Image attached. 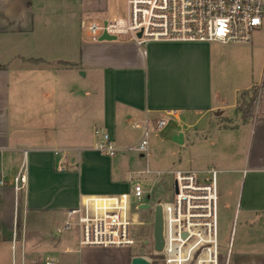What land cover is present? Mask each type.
I'll use <instances>...</instances> for the list:
<instances>
[{"label":"crops","instance_id":"crops-1","mask_svg":"<svg viewBox=\"0 0 264 264\" xmlns=\"http://www.w3.org/2000/svg\"><path fill=\"white\" fill-rule=\"evenodd\" d=\"M97 18H110L108 0H0V264H131L136 254L58 229L84 195L129 193L123 153L95 150L101 133L126 147L169 109L160 140L189 151L179 168H216L237 217L228 264H264V84H233L223 43L93 41Z\"/></svg>","mask_w":264,"mask_h":264},{"label":"built area","instance_id":"built-area-1","mask_svg":"<svg viewBox=\"0 0 264 264\" xmlns=\"http://www.w3.org/2000/svg\"><path fill=\"white\" fill-rule=\"evenodd\" d=\"M262 26L264 0H126L124 17L106 18L101 23L92 20L87 29L93 41L107 33L128 36L139 44L146 40L227 44L252 42L254 32ZM177 112L169 109L155 120L147 119L140 140L126 147L117 146L108 132H102L95 150L112 157L128 151L148 157L150 129H162ZM145 171L153 172L149 167ZM172 173L174 196L162 204L164 244L155 252L157 259L164 264H221L218 170L178 168ZM24 181L25 176L18 174L15 188ZM135 193H142L140 184ZM135 225L130 193L84 195L58 232L78 230L80 246H130L136 243ZM230 252L231 242L224 264H228Z\"/></svg>","mask_w":264,"mask_h":264},{"label":"rangeland","instance_id":"rangeland-1","mask_svg":"<svg viewBox=\"0 0 264 264\" xmlns=\"http://www.w3.org/2000/svg\"><path fill=\"white\" fill-rule=\"evenodd\" d=\"M109 17H124L126 0H108ZM101 23V19L97 18ZM91 22V20L89 21ZM88 22V23H89ZM226 56L224 63L225 76L241 87H248L258 84L255 88L262 90L264 84V26L257 29L253 34V41L250 43H227L220 45ZM254 89H251L244 97L241 104L242 108L252 103ZM173 125L172 120H168L166 125L160 130L150 129L151 150L148 156H142L135 151L123 153L122 171L126 173L129 182L131 196V208L135 217L136 225L132 227L136 243L130 246H111L113 254L120 255L118 248L125 249L130 253L142 255L151 262H155L156 253L154 250L153 238V214L150 208L139 207L148 203L152 206L170 201L174 196V173L172 170L182 167L179 158L185 159L189 156V151L181 148H170L159 138V134ZM158 139H157V137ZM142 156V157H140ZM142 158V159H141ZM147 162L152 170H160L161 173H147ZM196 165V164H195ZM189 167V166H188ZM138 177V178H136ZM140 180L143 186L140 195L135 193V180ZM219 241L223 254L221 264H224V255L227 252L229 243L231 246L232 227L237 223L234 211L226 205L223 195L219 199ZM111 253V255L113 256ZM158 260V259H157ZM160 264V262H159ZM164 264V262H163Z\"/></svg>","mask_w":264,"mask_h":264},{"label":"water","instance_id":"water-1","mask_svg":"<svg viewBox=\"0 0 264 264\" xmlns=\"http://www.w3.org/2000/svg\"><path fill=\"white\" fill-rule=\"evenodd\" d=\"M141 34L139 33L138 36ZM117 37L114 35H109L107 33H103L100 36V40H114ZM173 140L177 143L183 142V134L178 133L173 137ZM140 207L142 208H150L151 205L148 203L142 204ZM154 220H153V238H154V250L155 252H160L163 248L164 244V237H163V210H162V204L158 203L155 204V210H154ZM131 264H152V262L142 256V255H136L132 257Z\"/></svg>","mask_w":264,"mask_h":264},{"label":"trees","instance_id":"trees-1","mask_svg":"<svg viewBox=\"0 0 264 264\" xmlns=\"http://www.w3.org/2000/svg\"><path fill=\"white\" fill-rule=\"evenodd\" d=\"M255 97H256V94H254V96H253V99H255ZM252 99V100H253ZM251 105H252V103L250 104V105H247V107L246 108H244V115L246 116L247 114H249V113H251ZM156 260H155V262H152V264H159V262H160V264H163V262H161V261H159V260H157V258H158V255L156 254Z\"/></svg>","mask_w":264,"mask_h":264},{"label":"flooded vegetation","instance_id":"flooded-vegetation-1","mask_svg":"<svg viewBox=\"0 0 264 264\" xmlns=\"http://www.w3.org/2000/svg\"><path fill=\"white\" fill-rule=\"evenodd\" d=\"M150 209L152 210V214H153V220H154V210H155V205L154 206H152V207H150ZM162 210H163V208H162Z\"/></svg>","mask_w":264,"mask_h":264}]
</instances>
